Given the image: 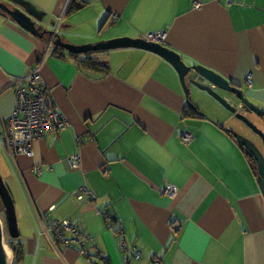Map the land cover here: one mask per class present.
<instances>
[{
  "label": "crops",
  "instance_id": "1",
  "mask_svg": "<svg viewBox=\"0 0 264 264\" xmlns=\"http://www.w3.org/2000/svg\"><path fill=\"white\" fill-rule=\"evenodd\" d=\"M30 1L43 25L54 22L75 45L162 33L185 63L241 87L264 110V0ZM49 39L0 15V115L13 112L14 78L44 55L41 83L68 122L35 139L31 157L13 161L0 148L19 264H264V198L225 128L233 115L195 89L188 99L202 115L193 114L174 68L150 51L88 52L103 65L92 69L60 47L46 53ZM64 220L80 233L65 235L68 246L41 229Z\"/></svg>",
  "mask_w": 264,
  "mask_h": 264
},
{
  "label": "water",
  "instance_id": "2",
  "mask_svg": "<svg viewBox=\"0 0 264 264\" xmlns=\"http://www.w3.org/2000/svg\"><path fill=\"white\" fill-rule=\"evenodd\" d=\"M0 15L7 18L10 23L27 32L29 35L42 38L46 35L51 38L54 31L49 30L43 25L45 12L39 10L30 0H2L0 1ZM49 26H54V22H49ZM54 46L60 47L72 55L86 54L92 51H104L119 48H137L150 51L165 59L177 73L180 85L184 92L187 103H190L188 96L193 89L204 92L211 97L226 111L230 112L234 118L241 121L249 128L260 140L264 152V133L261 132L246 116L253 113L264 119V110L251 103L245 96L241 87L232 84L227 79L216 74L214 71L200 65L185 63L180 55L169 49L162 43L149 42L144 38H117L105 42L94 44L75 45L63 41L55 33ZM236 142L248 153L256 167L257 184L264 198V154L252 140L231 132ZM0 200L4 210V220L0 218V264H18L16 256L11 254L10 248L5 244V234L10 239L19 237L18 223L14 200L7 185L3 182L0 175ZM16 250V249H15ZM11 254V255H10Z\"/></svg>",
  "mask_w": 264,
  "mask_h": 264
},
{
  "label": "built area",
  "instance_id": "3",
  "mask_svg": "<svg viewBox=\"0 0 264 264\" xmlns=\"http://www.w3.org/2000/svg\"><path fill=\"white\" fill-rule=\"evenodd\" d=\"M57 27L49 39L46 53L48 50L51 51V48L53 49ZM163 38L164 35L162 33H157L149 34L144 39L149 42L162 43ZM43 62L44 55L39 59L36 67L26 76L14 78L11 83L15 102L13 112L8 117L0 115V148L13 161L19 155L31 157L33 155L32 142L35 139L44 137L49 131L63 130L68 124L67 119L57 109L50 91L41 83L39 70H41ZM249 82L250 78L248 77L247 83ZM191 140L192 135L187 132L182 135L184 143L187 144ZM71 161L77 166L78 159L76 156ZM163 193L173 197L175 189L167 185ZM86 194L89 193L86 192ZM41 229L43 234L45 232L51 235L52 238L54 234L59 241L64 242L67 246L70 241L65 239V235H80L75 225L67 220L62 222L55 221L45 225L43 222ZM130 256L137 259L139 253L132 251ZM155 261L158 263V259H155Z\"/></svg>",
  "mask_w": 264,
  "mask_h": 264
},
{
  "label": "trees",
  "instance_id": "4",
  "mask_svg": "<svg viewBox=\"0 0 264 264\" xmlns=\"http://www.w3.org/2000/svg\"><path fill=\"white\" fill-rule=\"evenodd\" d=\"M68 9L70 11L74 10L75 9L74 8V4L72 3L71 6ZM77 57L79 58L78 62L80 63V65L85 66L87 68L100 69L103 66L100 62H98L90 54H85L84 56L79 55ZM188 109L191 110L192 113L195 114V115H202L196 110L195 107H188ZM242 149L244 150V148H242ZM246 154H247V156H248V158H249V160H250V162L252 164L253 170L256 172L255 163H254L252 157L248 153H246ZM3 214H4V210H3V206H2V203H1V200H0V218L2 220H4ZM55 238L56 237L54 235V239ZM20 239H21L20 237H18L17 239H10V236L7 233L5 234V244L10 248L11 254L16 256L18 264L22 262V258H23V255H24V253H23L24 249H23V245H22V242H21ZM55 240H56V242H61L57 238Z\"/></svg>",
  "mask_w": 264,
  "mask_h": 264
},
{
  "label": "rangeland",
  "instance_id": "5",
  "mask_svg": "<svg viewBox=\"0 0 264 264\" xmlns=\"http://www.w3.org/2000/svg\"><path fill=\"white\" fill-rule=\"evenodd\" d=\"M55 26V25H54ZM53 26V28H55ZM52 28V31H54V29ZM247 118L261 131L264 133V120L258 116H256L253 113H248L247 114ZM226 129L232 130V132L240 134L250 140H252L253 142H255L256 144L258 143V146H260V140L259 138L249 129L247 128L241 121H239L236 118H232L231 122L225 127ZM1 166H6L5 165V161L2 158V154L0 153V171L1 174L4 176L3 179H5L6 181V175L5 173L2 171ZM7 182V181H6ZM5 183V182H4ZM11 255V254H10Z\"/></svg>",
  "mask_w": 264,
  "mask_h": 264
},
{
  "label": "flooded vegetation",
  "instance_id": "6",
  "mask_svg": "<svg viewBox=\"0 0 264 264\" xmlns=\"http://www.w3.org/2000/svg\"><path fill=\"white\" fill-rule=\"evenodd\" d=\"M260 118H262V117H260ZM263 119V118H262ZM264 120V119H263ZM257 146H258V143L256 144ZM260 149H261V151L263 152V150H262V147H261V145L260 146H258ZM263 154H264V152H263Z\"/></svg>",
  "mask_w": 264,
  "mask_h": 264
}]
</instances>
